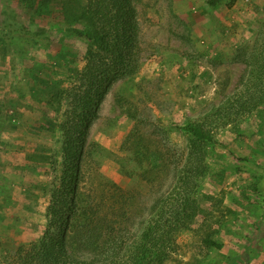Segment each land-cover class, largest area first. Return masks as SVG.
<instances>
[{
    "label": "rangeland",
    "instance_id": "374dc122",
    "mask_svg": "<svg viewBox=\"0 0 264 264\" xmlns=\"http://www.w3.org/2000/svg\"><path fill=\"white\" fill-rule=\"evenodd\" d=\"M39 2L0 0V264H18L17 251L46 228L50 191L62 174L59 124L67 108L51 102L49 90L61 76L60 89L78 84L70 75L92 46L49 27L62 17ZM133 4L139 48L130 58L138 69L112 75L102 90L80 156L79 188L120 227L139 231L175 185L173 163H183L189 149V137L170 124L213 112L249 78L241 60L261 44L264 0H237L231 8L204 0ZM40 31L45 38L34 37ZM63 43L75 62L67 71L47 67L31 85L33 61L46 64L47 52H65ZM233 118L212 125L197 212L165 264H264V105Z\"/></svg>",
    "mask_w": 264,
    "mask_h": 264
},
{
    "label": "trees",
    "instance_id": "16d2710c",
    "mask_svg": "<svg viewBox=\"0 0 264 264\" xmlns=\"http://www.w3.org/2000/svg\"><path fill=\"white\" fill-rule=\"evenodd\" d=\"M236 1L204 0L212 8H231ZM39 6L51 17L55 10L62 17L54 27H49L63 33L65 38L68 36V40L87 39L92 46L86 50L85 65L80 72L70 75L78 84L60 89L62 79H67L61 76L49 90L51 102L56 101L59 107L63 101L67 102L59 124L62 174L50 191L43 235L27 250L17 251L18 264H165L177 249V236L188 229L197 212L200 200L196 195L208 167L207 145L213 143L212 125L219 120L228 123L231 117L233 121L250 115L264 105V32L261 44L256 43L241 60L250 68V76L238 91L213 107L211 113L198 119L188 118L180 125L170 124L169 130L189 137V149L183 163L180 160L173 163L175 185L158 200L148 222L135 231L127 224L120 227L116 219L79 188L80 156L102 90L112 75L123 78L138 69V62L130 58L139 48L133 0H40ZM42 36L46 37L41 31L34 34ZM61 47L66 48L65 52L46 53V64L33 61L28 70L34 80L31 85L38 83L39 73L47 67H56L53 68L56 72L67 71L66 63L75 62L69 60L74 54L72 50L65 43ZM41 91L45 90L41 87ZM230 263L241 264L237 259H231Z\"/></svg>",
    "mask_w": 264,
    "mask_h": 264
}]
</instances>
